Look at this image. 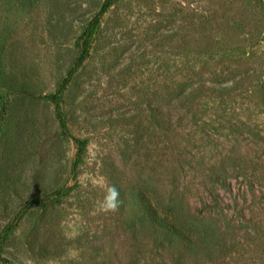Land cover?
<instances>
[{
  "label": "rangeland",
  "instance_id": "rangeland-1",
  "mask_svg": "<svg viewBox=\"0 0 264 264\" xmlns=\"http://www.w3.org/2000/svg\"><path fill=\"white\" fill-rule=\"evenodd\" d=\"M0 264H264V0H0Z\"/></svg>",
  "mask_w": 264,
  "mask_h": 264
},
{
  "label": "clouds",
  "instance_id": "clouds-1",
  "mask_svg": "<svg viewBox=\"0 0 264 264\" xmlns=\"http://www.w3.org/2000/svg\"><path fill=\"white\" fill-rule=\"evenodd\" d=\"M119 192L115 187L108 189V194L105 197L104 202L101 204V209L104 211H115L118 207Z\"/></svg>",
  "mask_w": 264,
  "mask_h": 264
},
{
  "label": "trees",
  "instance_id": "trees-1",
  "mask_svg": "<svg viewBox=\"0 0 264 264\" xmlns=\"http://www.w3.org/2000/svg\"><path fill=\"white\" fill-rule=\"evenodd\" d=\"M109 4H110V1H108V3L106 4L105 7H108ZM85 36H86V34H85ZM86 54H87V46H86V40L84 39V40H83V43H82L81 56H80L79 61H78V63H77V65H76L75 68H77V67L81 64V62L85 59ZM56 108H57V117H58V119H59V121H60V123H61V127H62L63 130H65V128H64V124H63V122H62V120H61V116H60V111H59V106H58V104H57ZM77 143L79 144V142H77ZM171 229H174V228L171 227ZM174 230H175V229H174ZM175 231H176V230H175ZM178 232H179V231H178Z\"/></svg>",
  "mask_w": 264,
  "mask_h": 264
}]
</instances>
